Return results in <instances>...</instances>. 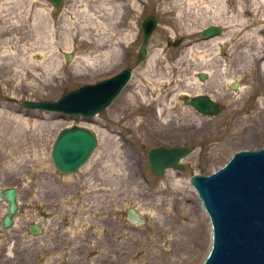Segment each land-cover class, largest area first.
<instances>
[{
	"label": "rangeland",
	"instance_id": "obj_1",
	"mask_svg": "<svg viewBox=\"0 0 264 264\" xmlns=\"http://www.w3.org/2000/svg\"><path fill=\"white\" fill-rule=\"evenodd\" d=\"M151 15L157 26L138 63L140 23ZM208 26L221 35L202 40ZM177 40L178 47L168 46ZM125 68L130 83L93 119L15 103L54 101ZM197 72L207 80H195ZM197 94L225 110L196 114L183 97ZM75 125L92 130L97 146L77 173L61 176L51 145ZM158 147L190 149L183 171L153 175L147 153ZM260 148L264 0H62L59 8L0 0V190L16 188L23 211L14 231L0 232V264H190L198 246L194 264H201L211 230L189 179L217 170L237 151ZM79 206L93 207L97 217L85 219ZM4 208L0 201V218ZM128 209L144 223H130ZM32 217L43 223L35 238L23 230ZM194 223L205 236L198 246Z\"/></svg>",
	"mask_w": 264,
	"mask_h": 264
},
{
	"label": "water",
	"instance_id": "obj_2",
	"mask_svg": "<svg viewBox=\"0 0 264 264\" xmlns=\"http://www.w3.org/2000/svg\"><path fill=\"white\" fill-rule=\"evenodd\" d=\"M46 1L53 8H59L62 3V0ZM156 26V18L152 15L140 25L142 43L137 52L138 63L146 59L148 43ZM220 34L219 26H208L200 31L202 40ZM180 43L181 40L173 44L168 42V46L178 47ZM66 60L69 61L70 56ZM131 76V71L124 69L114 77L67 92L55 101L15 100V103L25 110L92 119L116 99ZM194 77L205 82L208 76L205 72H197ZM236 86L233 84L230 90H235ZM183 102L207 118L220 111V105L205 95L185 97ZM96 146L97 137L91 130L80 126L66 128L52 143L51 165L59 175L75 174L87 163ZM190 152L186 148L152 149L148 152L149 169L156 176H162L169 169L181 172L180 160ZM190 185L197 192L212 228L210 250L202 264H264V148L237 152L216 172L191 177ZM0 199L6 205L1 229L7 231L19 212L16 188L0 190ZM127 217L131 223H144L134 209H128ZM29 232L34 236L41 233L35 224L30 226Z\"/></svg>",
	"mask_w": 264,
	"mask_h": 264
},
{
	"label": "bare ground",
	"instance_id": "obj_3",
	"mask_svg": "<svg viewBox=\"0 0 264 264\" xmlns=\"http://www.w3.org/2000/svg\"><path fill=\"white\" fill-rule=\"evenodd\" d=\"M195 79V77H194ZM196 80V79H195ZM198 81V80H197ZM202 95V94H201ZM185 193V195H183V198H187V194L186 192H183ZM181 195V193H180ZM137 213V212H136ZM15 225H16V220H15ZM191 234L193 235V238H192V241L195 242V244L198 246L199 242L201 241V239L203 238L204 239V231H202L201 227L194 223L192 226H191ZM201 252H202V249L200 246L197 247V252H196V258L200 257L201 256ZM207 256V255H206ZM196 258L195 260H192L191 257H187L186 259L190 262V264H194V262L196 261Z\"/></svg>",
	"mask_w": 264,
	"mask_h": 264
},
{
	"label": "flooded vegetation",
	"instance_id": "obj_4",
	"mask_svg": "<svg viewBox=\"0 0 264 264\" xmlns=\"http://www.w3.org/2000/svg\"><path fill=\"white\" fill-rule=\"evenodd\" d=\"M119 73V72H118ZM118 73H116V74H118ZM116 74H114V75H116ZM113 75V76H114ZM223 110H225V108H224V106H222V105H220V111H223ZM222 117L223 118H225V116H224V114L222 115ZM77 208H79V210L78 211H86L87 212V215L88 216H85V219H87V218H93V217H97V216H95V215H93V212H94V208L93 207H89V206H79V207H77ZM128 212V211H127ZM127 212H126V214H127ZM22 213H23V211H21V208H20V211H19V214L18 215H20V216H22ZM41 215L43 216V217H45V215L44 214H42V212H41ZM29 219V218H28ZM32 220L34 221V220H37V218H34L33 219V217H32ZM127 220H128V217H127ZM32 221V222H33ZM85 225V222H81V224H80V226H84ZM18 230V229H17ZM1 232V231H0ZM22 231H19V233H21Z\"/></svg>",
	"mask_w": 264,
	"mask_h": 264
}]
</instances>
